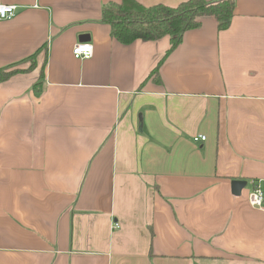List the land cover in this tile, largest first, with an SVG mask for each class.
<instances>
[{
    "label": "crops",
    "instance_id": "1",
    "mask_svg": "<svg viewBox=\"0 0 264 264\" xmlns=\"http://www.w3.org/2000/svg\"><path fill=\"white\" fill-rule=\"evenodd\" d=\"M111 2L0 0L17 6L0 68L19 70L0 82V264H264L247 201L264 188V0L168 53L167 36L115 39Z\"/></svg>",
    "mask_w": 264,
    "mask_h": 264
},
{
    "label": "trees",
    "instance_id": "2",
    "mask_svg": "<svg viewBox=\"0 0 264 264\" xmlns=\"http://www.w3.org/2000/svg\"><path fill=\"white\" fill-rule=\"evenodd\" d=\"M233 12V0H185L175 6L160 3L144 6L135 0H120L102 7L101 21L109 24L111 35L121 43L167 36L170 41L168 53L180 43L184 32L197 28L203 18L214 19L218 29L222 30L228 26ZM161 61L151 71L155 77ZM14 66L0 68V82L19 71ZM37 85L34 84L33 88Z\"/></svg>",
    "mask_w": 264,
    "mask_h": 264
},
{
    "label": "built area",
    "instance_id": "3",
    "mask_svg": "<svg viewBox=\"0 0 264 264\" xmlns=\"http://www.w3.org/2000/svg\"><path fill=\"white\" fill-rule=\"evenodd\" d=\"M17 6L14 4L0 3V21L11 20L15 17ZM72 56L76 59L86 60L93 54V45L89 41H79L72 46ZM206 139L205 135L198 134L193 136V142H201ZM248 204L252 207L262 209L264 205V188L260 184H254L247 195ZM113 228H119L117 222L113 223Z\"/></svg>",
    "mask_w": 264,
    "mask_h": 264
},
{
    "label": "water",
    "instance_id": "4",
    "mask_svg": "<svg viewBox=\"0 0 264 264\" xmlns=\"http://www.w3.org/2000/svg\"><path fill=\"white\" fill-rule=\"evenodd\" d=\"M89 38H83L82 41H88ZM244 185V181L241 180H234L232 181V187L234 189V193H238V191L240 190V188Z\"/></svg>",
    "mask_w": 264,
    "mask_h": 264
}]
</instances>
